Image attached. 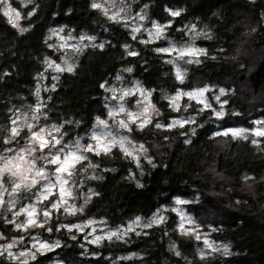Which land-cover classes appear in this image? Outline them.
Masks as SVG:
<instances>
[{
    "label": "trees",
    "instance_id": "trees-1",
    "mask_svg": "<svg viewBox=\"0 0 264 264\" xmlns=\"http://www.w3.org/2000/svg\"><path fill=\"white\" fill-rule=\"evenodd\" d=\"M11 1L21 21L16 27L0 9V148L11 115L38 100L42 125L59 127L64 142L87 136L96 119L106 117L105 87L118 76L124 85L136 82L150 92L157 115L129 131L147 146L151 162L137 165L118 148L87 152L69 176L82 210L59 211L29 232L56 247L27 261L0 255V264H264V137L255 144L251 137L218 134L251 130L264 119V0H128L134 11L145 9L150 21L165 26L153 43L109 19L93 0H32L25 6ZM59 27L95 41L77 55L72 73L40 88L47 60L56 57L46 37ZM192 29L201 34L191 35ZM188 43L203 53L183 63L178 79L162 49ZM201 87L225 90L222 117L186 99L177 110L169 104L176 92ZM211 93L207 97L217 109ZM179 118L190 121L167 128ZM177 198L191 201L186 211L228 247L227 254L199 257L201 242L178 232L171 210L160 225L98 244L66 226L93 220L120 228L170 209ZM0 232L18 235L3 220Z\"/></svg>",
    "mask_w": 264,
    "mask_h": 264
},
{
    "label": "rangeland",
    "instance_id": "rangeland-1",
    "mask_svg": "<svg viewBox=\"0 0 264 264\" xmlns=\"http://www.w3.org/2000/svg\"><path fill=\"white\" fill-rule=\"evenodd\" d=\"M14 1L18 2L19 6L32 2V0ZM93 4L100 5L94 8L100 10L112 21L122 22L133 36H141L145 42H156L165 32V26L148 19L145 9L134 11L131 1L93 0ZM0 9L8 21L18 27L21 14L12 5V1L0 0ZM190 32L193 36L201 34L196 29ZM46 41L56 57L47 60L45 73L40 78V88L44 87L49 79L54 82L60 74L72 73L77 65V55L93 44L95 39L85 33H75L65 27H59L49 30ZM162 52L169 56L176 77H180L178 79L184 76L183 63L196 62L203 53L202 49L193 43L181 46L172 44L162 49ZM69 68L72 70L68 71ZM105 92L106 117L97 118L87 136L69 142H64L59 127L42 125L41 100L32 107L11 115L8 128L1 139L2 147L0 148V169H4L8 161H12L8 171H0V220L9 225L13 231L18 232V235L8 236L0 232L1 256L17 261H27L34 259L39 253H45L56 247L57 243L48 242L37 235H30L29 232L43 227L51 216L59 211L74 214L82 210V203L79 204L72 193L69 176L74 166L85 158L87 152L104 154L113 148H118L123 155L137 165L142 159L151 162L147 146L134 141L129 136L133 125L142 128L157 115V110L150 102V92L143 90L136 82L124 85L121 76L115 79V83L107 85ZM208 92H212L213 99L218 103L219 108L211 107L207 97ZM224 94L225 90L222 88L214 91L209 87L178 91L169 97V104L177 110L186 99L201 104L203 109H212L216 117H222L224 109L219 99ZM121 108L124 111H120ZM99 121L104 123L101 124ZM189 121L190 119H175L167 128L181 127ZM13 129H16L17 134L13 135ZM257 130H264V119L255 121L251 130L234 127L220 131L218 134L230 135L234 138L251 137L257 144L264 137V135H256ZM233 133L238 134L233 135ZM34 134H39L38 138L34 139ZM89 148L91 150H88ZM73 153L84 158L79 161L69 160L65 164V158ZM20 157L23 159H19ZM54 158H58L57 163H51ZM17 164L20 165L19 170L16 168ZM62 166L67 170L57 171ZM37 171L42 172L43 176H37ZM13 172L18 174L13 175ZM33 180L36 181L34 184ZM17 184L20 185L19 188L16 187ZM196 200L197 198L192 199V201ZM189 202L191 201L177 198L170 209L161 208L147 219L136 218L116 229H110L103 223L93 220L66 226L69 230L75 229L83 233L90 243L98 244L104 239H123L130 232L160 225L166 219L167 212L171 210L176 216L178 232L201 242L198 250L199 257L218 252L227 254L228 247L216 243L210 233L204 231L201 224L186 211L184 205ZM54 205L56 207H53ZM46 212L48 215H45ZM30 220L34 223H29Z\"/></svg>",
    "mask_w": 264,
    "mask_h": 264
},
{
    "label": "snow or ice",
    "instance_id": "snow-or-ice-1",
    "mask_svg": "<svg viewBox=\"0 0 264 264\" xmlns=\"http://www.w3.org/2000/svg\"><path fill=\"white\" fill-rule=\"evenodd\" d=\"M93 7H100V5L93 4ZM5 14H8V13H5ZM17 15H18V14H17ZM173 15H178V13H173ZM113 18H115V17H113ZM181 55H184V53H181ZM71 70H72L71 68L68 69V71H71ZM178 78H180V77L178 76ZM189 95H192V94H189ZM120 111H124V109L121 108ZM13 123H15V121H14ZM99 123L103 124L104 122H103V121H99ZM122 124H123V122H122ZM41 131H43V130H41ZM12 132H13V135L17 134L16 129H13ZM225 134H227V133H225ZM237 134H238V133H233V135H237ZM255 134H256V135H264V130H257ZM38 136H39V134H34L33 138H34V139H35V138H38ZM94 138H95V137H94ZM57 142H58V141H57ZM45 143H46V142H45ZM41 146L43 147L44 145L42 144ZM88 150H91V148H89ZM83 158H84V157L77 156L75 153H73V154H71L70 156H68V157L65 158L64 163L67 164L69 160L79 161L80 159H83ZM19 159L22 160L23 157H20ZM57 162H58V158H54V159L51 161V163H57ZM11 164H12V161H8L7 164L5 165L4 169H0V171H8V170H9V166H10ZM16 168H17V170H19L20 165L17 164V165H16ZM66 170H67V169H66L65 167H63V166L57 169V171H60V172H63V171H66ZM17 174H18V172H13V175H17ZM36 175H37V176H43V173L40 172V171H37ZM35 182H36L35 180L32 181L33 184H34ZM16 187L19 188L20 185L17 184ZM46 198H47V197H45V199H46ZM178 203H179V201H178ZM53 207H56V205H54ZM45 215H48V213L46 212ZM29 223H34V221L30 220ZM9 247H11V245H9ZM41 247H45V246H44V245H41Z\"/></svg>",
    "mask_w": 264,
    "mask_h": 264
}]
</instances>
